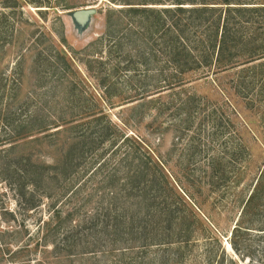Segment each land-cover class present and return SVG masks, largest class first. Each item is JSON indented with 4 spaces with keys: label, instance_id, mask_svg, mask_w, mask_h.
<instances>
[{
    "label": "rangeland",
    "instance_id": "rangeland-1",
    "mask_svg": "<svg viewBox=\"0 0 264 264\" xmlns=\"http://www.w3.org/2000/svg\"><path fill=\"white\" fill-rule=\"evenodd\" d=\"M129 7L0 0V264H264V56L171 80ZM146 181L183 254L143 246Z\"/></svg>",
    "mask_w": 264,
    "mask_h": 264
},
{
    "label": "trees",
    "instance_id": "trees-1",
    "mask_svg": "<svg viewBox=\"0 0 264 264\" xmlns=\"http://www.w3.org/2000/svg\"><path fill=\"white\" fill-rule=\"evenodd\" d=\"M169 1L174 6L167 5ZM147 4L166 6L152 7ZM127 12L144 13V34L159 47L160 58L165 63L163 67L166 65L171 69L168 74L171 80L173 77L181 78L188 71L232 66L240 56L247 59L246 63L264 56V0H144V9L129 7ZM155 33L157 39L152 38ZM148 50L155 58L154 48L147 46ZM148 60L144 56V62ZM166 81L165 78L161 79L155 86L162 87L161 83ZM167 82L172 86L173 81ZM141 188L145 209L144 228L152 218L165 222L164 225L156 222L153 227H157V231H149L151 235L144 234L143 246L161 240L159 242L163 244L178 245V251L183 254L184 248L191 244L192 229L188 228V233L184 228L172 232L173 221L179 218L175 215L174 204L161 201L160 192L149 186L147 181ZM253 197L252 192L248 202ZM169 214L172 216L168 219ZM129 215L121 222L132 223L137 218L133 213ZM242 227L246 226L237 225L233 230L239 232ZM232 246L239 251L235 241H232ZM182 254L178 260H174L175 263L183 262ZM204 256L207 264L214 263V257L209 254ZM217 264H223V259H219Z\"/></svg>",
    "mask_w": 264,
    "mask_h": 264
},
{
    "label": "water",
    "instance_id": "water-1",
    "mask_svg": "<svg viewBox=\"0 0 264 264\" xmlns=\"http://www.w3.org/2000/svg\"><path fill=\"white\" fill-rule=\"evenodd\" d=\"M94 10L91 7H87L85 9L76 10L73 15L78 19L81 20L82 18L87 17L89 14L93 13Z\"/></svg>",
    "mask_w": 264,
    "mask_h": 264
},
{
    "label": "bare ground",
    "instance_id": "bare-ground-1",
    "mask_svg": "<svg viewBox=\"0 0 264 264\" xmlns=\"http://www.w3.org/2000/svg\"><path fill=\"white\" fill-rule=\"evenodd\" d=\"M228 244V243H227Z\"/></svg>",
    "mask_w": 264,
    "mask_h": 264
}]
</instances>
